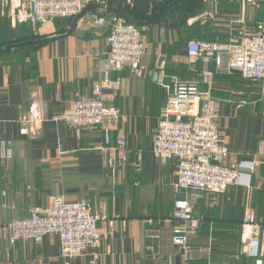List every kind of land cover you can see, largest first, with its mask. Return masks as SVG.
Returning <instances> with one entry per match:
<instances>
[{
    "label": "crops",
    "instance_id": "0c3cea01",
    "mask_svg": "<svg viewBox=\"0 0 264 264\" xmlns=\"http://www.w3.org/2000/svg\"><path fill=\"white\" fill-rule=\"evenodd\" d=\"M95 14L130 19L142 30L145 45L144 74L112 71L113 78L122 79L121 88L102 93L106 104L120 110L119 118L106 120L109 143L103 126L83 128L78 135L60 120L77 97L93 96L103 78L110 24L94 25ZM263 21L264 0H93L77 17L36 28L13 26L0 14L1 136L14 150L11 159L0 157V264H255L243 221L247 211L264 221L261 83L210 64L229 161L254 162L253 170L242 167V184L224 193L180 189L178 162L155 158L152 145L167 93L159 80L196 76L187 59L188 42H225L243 23L256 32ZM201 67L198 62L196 69ZM33 98L48 103L45 118L25 125L22 133L19 120ZM120 133L126 139L125 163L112 149ZM56 195L70 202L86 198L99 215L96 255L62 256L55 234L41 243H11L8 224L28 217L36 205L49 207ZM180 198L190 200L194 220L167 221ZM191 226L196 232L186 247L174 243L175 229Z\"/></svg>",
    "mask_w": 264,
    "mask_h": 264
},
{
    "label": "built area",
    "instance_id": "2783aa9c",
    "mask_svg": "<svg viewBox=\"0 0 264 264\" xmlns=\"http://www.w3.org/2000/svg\"><path fill=\"white\" fill-rule=\"evenodd\" d=\"M93 0H0V14L7 15L13 26L28 23L36 28L56 18H74L81 15ZM92 22L96 26L110 24L107 37L108 50L101 59L103 78L94 85L93 96H79L65 109L60 120L74 127L79 135L83 128L103 126L106 142H110V127L106 120L119 118L120 110L106 104L104 90H119L120 77L113 78L112 71L129 70L135 76L145 72L143 56L145 45L142 30L134 22L120 15L95 14ZM187 59L194 78L184 79L172 75L171 82L161 77L160 84L166 89V101L160 109L159 124L153 140L152 153L155 158L178 162L176 185L193 193H224L231 185L242 184V167L254 162L229 161L230 149L221 137L219 117L221 103L213 94L215 73L210 64L227 73L239 72L244 79L260 82L264 94V21L256 32H251L243 23L237 33L228 41L191 39L187 45ZM202 63L200 69L196 64ZM48 103L33 98L28 112L20 118L25 133V125L44 120ZM1 96H0V157L11 159L12 146L1 136ZM120 153L123 163L127 160L125 135L119 134L117 145L112 147ZM140 163H136L139 169ZM249 184V183H248ZM96 214L86 198L70 202L64 195L52 198L49 207L34 206L25 218H16L8 224L11 243L18 240H33L41 243L48 234L58 235L60 252L64 257H78L86 253L96 255L102 234ZM167 221H192L194 216L188 198L176 200L174 210ZM243 227L249 239L247 253L255 264H264V221H257L251 211H247ZM196 232V227H177L173 235L174 243L186 247L188 236Z\"/></svg>",
    "mask_w": 264,
    "mask_h": 264
},
{
    "label": "rangeland",
    "instance_id": "374dc122",
    "mask_svg": "<svg viewBox=\"0 0 264 264\" xmlns=\"http://www.w3.org/2000/svg\"><path fill=\"white\" fill-rule=\"evenodd\" d=\"M244 9V6L243 7H236V14H239L241 10Z\"/></svg>",
    "mask_w": 264,
    "mask_h": 264
},
{
    "label": "trees",
    "instance_id": "16d2710c",
    "mask_svg": "<svg viewBox=\"0 0 264 264\" xmlns=\"http://www.w3.org/2000/svg\"><path fill=\"white\" fill-rule=\"evenodd\" d=\"M191 1H193V0H190V2H191ZM195 1H196V0H194V3H195ZM183 3H184V2H183ZM185 5L188 6L187 4H185ZM126 19H127V18H126ZM127 20H128V19H127ZM128 21H130V19H129ZM131 22H133V21H131Z\"/></svg>",
    "mask_w": 264,
    "mask_h": 264
}]
</instances>
